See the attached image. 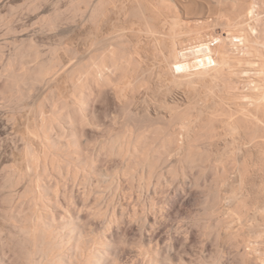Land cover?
I'll return each instance as SVG.
<instances>
[{
	"label": "bare ground",
	"instance_id": "obj_1",
	"mask_svg": "<svg viewBox=\"0 0 264 264\" xmlns=\"http://www.w3.org/2000/svg\"><path fill=\"white\" fill-rule=\"evenodd\" d=\"M31 1L29 7L38 11L41 0ZM67 8L70 14L64 13L70 15L71 21H81L82 26L87 24L89 36L84 48L69 47L71 52L67 51L72 56H68L67 62L58 56V47L53 48L50 57L42 58L39 45L37 47L32 39L27 43L21 40V44L14 40L17 45L10 50L12 53L7 59L1 53L5 46L0 45V61L3 59L0 62V100L5 101L4 105L25 103L30 91L47 80V83L51 79L59 83L63 79V83L70 86L69 95L62 98L63 91H58L59 95L56 92L62 83L56 88L57 83L51 82L54 85L48 88L49 93L40 97L35 110L31 109L35 111L32 125L36 131L28 125L26 142L23 133L21 158L15 157L14 164L2 165L4 175L0 183L3 180L2 188L7 190V187L9 191L2 192L0 200L3 203L0 264L7 263V249L12 251L15 263L22 264L117 262L116 241L111 242L110 238L108 241L107 232L119 219V214L115 208H103L89 200L96 162L83 147V137L91 141L86 138L89 126L97 128L101 124L98 114L96 117V113L91 112V103L109 90L121 103L125 119L119 127L110 128L105 139L96 142L99 144L96 147L103 154L126 159L123 176L132 177L140 186L147 187L153 182L158 164H164L169 155L175 154L176 161L170 164V169L176 177L195 167L201 175L212 171L213 184L228 185L232 189L228 193L230 219L243 222L244 216L247 219L253 211V224L257 227L260 223L257 217H264V201L259 200L264 193V0H69ZM54 14L62 16L61 12ZM57 16L53 19L43 16L48 19L45 26L51 29L58 26L57 20L61 17L57 19ZM8 18L2 20L7 22L6 31L16 33L12 18ZM174 91L182 92L183 97L175 98ZM151 103L155 105V112ZM22 104L18 107L22 108ZM46 104L51 110H46ZM140 105L144 109L131 115ZM132 117L137 121L132 122ZM161 176L158 175V179H162ZM25 177L26 184L23 183ZM65 180L87 188L85 195L73 202L79 207H92L90 214L104 219L102 230L94 227L93 219H86L78 209L74 211L77 206L73 202L74 209L68 207L70 201L61 187ZM20 181L24 185L22 191H12ZM115 187L119 185L116 183ZM236 187H257V194L253 192L258 199L247 195L250 200H256L247 201L246 194L238 192ZM213 188L209 192V208L217 210L222 202L221 190L219 193ZM218 212L219 217L212 213L214 220L209 212L206 217L212 218L207 221L211 233L221 237L222 230L231 225H228L230 219L220 217V210ZM225 233H228L226 239L230 238L235 245L240 242L239 230L237 233L230 229ZM256 244L250 250L261 260L259 264H264V247ZM136 246L141 255H148L144 264H189L174 263L173 247L169 248L171 253L167 250L163 255L161 251V255L157 246L150 247L147 237ZM238 247L241 248V244ZM243 252L238 254L240 263L246 262L248 250Z\"/></svg>",
	"mask_w": 264,
	"mask_h": 264
},
{
	"label": "rangeland",
	"instance_id": "obj_2",
	"mask_svg": "<svg viewBox=\"0 0 264 264\" xmlns=\"http://www.w3.org/2000/svg\"><path fill=\"white\" fill-rule=\"evenodd\" d=\"M41 1L39 2L40 5H38V7L40 6V8H38V11H36L37 9L34 10V9L29 7L30 6L29 4L32 3L31 0H0V4H1L0 5V13H1L0 14V43H1L0 45H1V47L5 46L3 48L4 51L1 50V53L3 52V57H5V59H7V57L9 56V53L11 54L12 53L11 51H13L12 49H15V47H16L15 45H17V44H14L15 43L14 40H18L17 42L19 44H21L22 43L21 40L24 41V39H25V42L27 40H28L27 42H29L30 39L35 41V43L37 42L36 45H37V47L39 45V50L41 51L40 54H42L41 55L42 58H43V56H45V58H48V56L50 57L53 50H54L53 48L58 47L56 49L57 50L56 52H57V54L59 53L58 56L62 57L64 62H67L72 56V55L71 56L69 55V53L71 52V49H69V47H72V49H73V47L84 48L86 46L85 44H86L87 40L89 39V36L87 35V33H88L87 32L88 31L87 30L88 29L87 24L84 23L83 24L84 26H82V25H80L81 21L78 23L73 22V21H71V19H69L70 15L64 13V12H67L70 14V12H68L69 10L67 8L69 0H43L42 2ZM29 2H31V3H29ZM1 6H2V8H1ZM29 8H30V10H29ZM55 8L60 9V10H64V11L62 12V11H59ZM207 9L208 8H205L204 11L207 12V14H210V13H208ZM54 12L55 13L61 12V14H62V16H60L61 19L63 17H65V16H63V14H65L66 16L68 15V16L63 18L64 20L60 19L61 23H60V20H57V22H58L57 24H59V25L56 26L55 28L51 29L49 26L48 27L45 26V21H47L50 18L53 19V17H56L57 14H54ZM10 14H12V15H10ZM2 15H3V18L6 20H7V17H9L10 19L12 18L11 22H12L13 28H15L16 33H14V32L11 33V32L6 31L7 30V28H6L7 22L5 23V21L4 22L2 21V20H4L3 18L1 19ZM4 15H6V18ZM42 15L44 17L45 16L50 17V15L51 16L53 15V16L50 18L47 17L48 19L46 18L47 20H45V18ZM41 17H42V19H41ZM60 17L57 16V19H59ZM43 19H44V22L42 21ZM46 24H47V22H46ZM5 31H6V33H5ZM4 33L6 34V36ZM13 33H14V35H13ZM1 47H0V49H2ZM67 50L70 52H68ZM65 53H67V55H65ZM68 56H70V58L68 60H66L68 58ZM47 81H45L42 84H39L37 86V88L30 91L31 93L29 92L30 94H28L29 96L26 98L25 103L24 102H23V104L20 103V104H22V108L18 107V106H21L19 103H17L19 105H17V104L13 105V103L12 104L7 103L4 105L5 101L3 99L0 100V179L4 175V173H3L4 168L2 169V165L4 164V166H5V163L10 165L12 162L14 164L15 159H16L15 157H17V159L21 158L20 155L22 154L21 152H22V149L24 147L23 135L24 134L26 135L25 131L28 132L29 131L28 127L35 122V119H33V117L35 116V111L32 110L33 111L32 112L31 109L35 110L37 108L36 106L39 105L38 102H40L39 99H41L42 97L47 95L46 93H49L47 91V90H49L48 88H50V86L54 85V83L51 84V82H55V81H52V79H51L48 82L49 83L48 84ZM154 82H157V80H155ZM56 83L57 82H55V84ZM60 83H62V85L63 84H66V85L62 86ZM67 84H68V87H67ZM48 85H49V87H47ZM59 86H60L61 90L59 88H57ZM64 86L67 88L65 89ZM55 87L58 89L56 91L58 93V95L61 93L60 91L64 92V93L62 92L64 95L62 93L60 94V96L61 95L63 96V97L61 96L62 98L69 95V91H68V90H70L69 83H67V82L63 83V79H61V81L59 83H57V85ZM110 91L111 90L105 92L106 96L104 94H102L103 95L102 98L101 97H98V98L95 97L96 99H94V101H93V103L94 102L95 103L94 104L91 103V106H92L91 112H93V114L96 113L94 115L96 117L98 114L97 119L100 121L99 123H101V124H99V125H101V126L98 127L99 126L98 125V126H96L97 128H95V126H92V127L89 126V128H91V129L87 128V129H89V131H88V135H86L87 137L86 136L85 137L91 138V141H90V139H87V140H89L90 143H92V142L99 143V141L104 140L106 137L107 131L112 127H115V128L119 127V125H122L121 122H123V119H125V118H123L124 113H122L123 109H122L121 103L119 104V102L117 101L118 99L115 98L113 91H111V92ZM65 92H67V93H65ZM177 92L178 91L173 92V96H175V98H178V96H179V98H180V96L183 97L182 92H180V91L178 93ZM44 93H45V95H43ZM65 94H68V95H65ZM2 100L4 101L3 103H2ZM95 100H97V101H95ZM48 104H50V102H48ZM48 104H46L45 108L47 107L46 110H48V109L51 110L50 106H47ZM92 104L94 105V107ZM151 104H152L151 108L154 111L155 105L153 103H151ZM142 105L144 106V104H142ZM143 106L140 105V107H138V109L135 112H133L131 115H134V113H136L138 111L140 112L141 110H143L144 109V108H142ZM13 112H14L15 116L12 114ZM11 115L14 117L12 118ZM119 115H121V116H119ZM117 116H119V117H117ZM128 116H127L128 118H131L130 114ZM28 118L31 121L28 120ZM134 119L136 120V117H134V118L132 117L131 121L134 122L133 121ZM112 120H114V121L117 120V121L114 122ZM29 122H30V124H29ZM118 122H120V123L118 124ZM32 127H33V125H32ZM35 129H36V127L32 128V130L36 131ZM86 134H87V132H86ZM27 136L28 135L25 136V142H26ZM92 138H93V141H92ZM95 138L97 139V141ZM83 139L85 141L83 143L84 144L83 147H85L84 151H86L85 153H88V155L91 154L92 156H94L93 158L95 159V162H96L95 163L96 168H95V172L93 174L94 187L92 188V191L90 193L89 200L90 201L93 200L94 204H96L100 207H103V208L104 207L113 208V209L115 208V210L118 211V212L117 211L116 212L119 214V219L115 221L113 226H111L110 230H108V232H107V234H108L107 240L110 241L109 240V238H110L111 242L116 241L115 243H116V246L118 248V250H117V253H118L117 262L118 263L116 262L115 264H144L143 262L147 261V260H144L146 255L143 256L138 252V250L140 251V248H138L136 246V243L145 237H147V239L149 240L150 247H156L157 246L156 248H158V250L161 249V250H159L160 252L164 251L163 252L164 254L161 252V255L162 254L166 255L167 250L170 251L169 248L173 247V248H171V250L173 249L172 253L175 252V253H173V255L175 256V259H176V260L174 259V263L177 261L176 263H181V262L186 263L187 262L189 264H199V262H197V261H200V264H204V263H206V264H215V263L216 264H242L243 260L241 259L242 261L240 263V260H239L240 257H238V254L240 255V252L242 253V250L244 251L243 253H245L246 249L248 250L249 253L246 252V255H247L246 256V262L244 261L245 263L243 262V264H250V263L251 264L258 263L259 264L261 262V260L259 258H256V253L254 255V252L250 249H251V246L253 244H256V243L261 248L264 247V245H263L264 244V238H263L264 237V217H261V216L257 217V220H259L258 222H260L259 223L260 226L257 225V227L254 226V224H253V222H254V219H253L254 216L252 215L253 211L250 212V214H249L250 217H249V215L247 216V219L249 221H247L245 216L243 218L244 219L243 222H242V220L239 221V220L234 219V218H232L233 220L230 219L231 217L228 216V212H227V211H229L228 209L230 208V202H229L230 198L228 199V197L230 195L228 193L229 192L231 193L232 189L228 185H218V187H217L215 184H213L214 181H213V176H212L213 172L212 171H209L210 173L206 172V174L203 173L204 174V176H203V174L201 175L200 173H198L199 172L198 168L193 167L194 169H192V168L188 169V171L186 172L187 174L186 173L181 174V172H180V174L178 173L177 177H176V175L173 174L171 171L172 165L175 164V161H176L175 154L174 155L172 154V155H169L170 156V157H168L169 159L167 158L168 161L164 160V164H163V162L159 163L160 165L158 164V166H157L158 169H155L156 175L155 174L153 175L154 179H152L153 180L152 184L147 186V187H143V186L139 185L137 180L132 179V177L123 176V169H124V166L126 163V159L121 158V157H117V156H108L105 153L103 154L99 150L97 151V147H99V144H97V143L96 144H94V143L90 144L87 142V140H85L84 137H83ZM100 139H102V140H100ZM86 143H88V144L86 145ZM171 156H172V158H171ZM172 159H173V161H172ZM5 161H7V162H5ZM170 164H172V165H170ZM6 166H8V165H6ZM157 172L159 173L158 175H163V176H161L162 179L161 178L158 179ZM160 172L161 173L163 172V173L161 174ZM172 174H173V176L175 175L174 177H176V179L174 177L172 178ZM183 175H185V176L183 177ZM163 178L165 180H163ZM25 179H26L25 182H23L24 184H26L28 182L27 177H25ZM173 179H175V180H173ZM108 180L110 182H107ZM158 180L159 181L161 180L163 183L161 184L160 183L161 181L159 182ZM21 181H24V180L22 179ZM165 181L166 182L168 181L169 183L168 182L166 183ZM0 182H1V180H0ZM23 183L21 182L20 184H18L19 186L16 185L15 186L16 188L13 187V189H11V190L12 191L14 190V192L19 190L18 192H21L23 187H24ZM116 183L119 185V188L115 187ZM2 184H3V180H2V183H0V185H1L0 191L3 189L0 192V194H1L0 200H1L3 193L9 191V189L5 186L4 187L7 190L2 188ZM196 184L198 187L196 186ZM211 184H213L216 191L219 192L221 190L220 191L221 193L220 192L219 193L222 196V197L220 196L221 197L220 202L221 201L222 202L219 203V205L217 206V210L218 211L220 210V217L223 218V215H224L225 216L224 218L230 219L228 222L229 223L228 225H231V226H230V228L225 227L223 229L224 231L222 230V233L220 234V235H222L221 237L218 236L216 233H215L216 235L211 233L213 231H211V229L208 227V224H207L214 217V216H212V213H213L212 211L213 210H215V212L217 211L215 209L216 207L213 209L209 208V206H210L209 203L211 201L210 200L211 196H209L211 194L209 192H212V188H213V187H211L212 186ZM61 185H62L61 186L62 190H64V193L66 194L67 201L68 202L70 201V204H68V207L71 209H74L73 207L77 206L74 203L75 200L80 199L82 196H84L87 188L84 186V184H79L77 182H73L70 180H67V181L65 180L63 182V184H61ZM224 186H226V187H224ZM216 187L218 189H216ZM214 188H213V191H214ZM222 188H223V190H222ZM229 188H230V190H229ZM239 188H241V187H236L235 189L238 190V192L240 191V192L244 193V195L246 194L245 199H247V201H251L252 203L254 201H256V200H250V199H253L250 197L255 196L254 198H256V196H257L256 190L258 189L257 187L254 189H252V188L250 189L249 187H242L243 189L242 188L239 189ZM253 191H255L256 194ZM258 191H259V189H258ZM18 192H16V193H18ZM225 194H227V195H225ZM253 194H255V195H253ZM247 195L250 199L247 198ZM260 195H261V197H259L260 198L259 200H261L263 202L264 201V193L260 194ZM72 196H74V197H72ZM67 197L68 198L72 197V199L71 198L68 199ZM97 197L99 198V200H96ZM64 198H65V196H64ZM256 199H258V196ZM205 200H208L209 202L205 201ZM261 201H259V202L261 203ZM72 202L75 204L74 206H73V204H71ZM251 202H250V205H252ZM227 204H229V205H227ZM2 205H3V203L1 204V202H0V209H1ZM152 206L153 207L155 206V208L153 209ZM248 206H249V202H248ZM77 207L74 209V211L78 209L79 212L81 213V215L84 214L86 219L87 218L91 219V220L93 219L94 227L97 228L98 231L102 230V228L104 226V219L101 217H96L93 214H90L93 211L92 207H88V206L87 207L77 206ZM226 208H227V210H226ZM208 209L209 210L211 209V212ZM135 211H137V212H135ZM208 212H209V215L211 213L210 216L212 218L210 217V220L207 218L208 215L206 217V214H208ZM215 212L213 213V215H215L216 217H219V212L218 213L217 212L215 213ZM73 213H75V212H73ZM251 215H252V217H251ZM145 217H146V219H145ZM245 219H246V221H245ZM212 220H214V218ZM202 221H203V223H202ZM245 222H247V223L244 224ZM241 223L244 225L243 227L240 225ZM200 224H202L203 228H201L202 226H200ZM203 224H205V225H203ZM237 224H238V227H236ZM204 226H207L208 227L207 229H209V230L204 228ZM248 226H250V228ZM246 228L249 231H247ZM230 229H231V231L234 230L237 233L239 230V232L241 233V234L239 233L240 242L237 243L239 245L236 244L237 246L235 245L234 241H232L229 237H228L229 240L231 242H233L234 245H232L231 242H230L231 243L230 244L229 240L226 239V237L228 236V233H225V232H229ZM250 229H252V230H250ZM242 230H245L246 234L244 233L245 231H242ZM243 233L245 234V236H243L244 235ZM225 234H226V236H225ZM260 236H261V238H260ZM184 238H186V240ZM112 239H113V241H112ZM152 239H153V241H152ZM223 239H225V240H223ZM247 239H249V240H247ZM117 240H120V242H122L121 245H120L119 241L117 242ZM227 240H228V243H227ZM243 240H245L246 242ZM221 241H222V243H221ZM224 241L226 243H224ZM118 243L120 246H118ZM250 243H251V245H250ZM154 244L155 245L157 244V245L155 246ZM167 244H168V247H167ZM240 244H241V248L238 247V246H240ZM244 244L246 247L242 246ZM235 246L238 247L240 252L237 251L238 249ZM137 248H138V250H137ZM156 248H154V249H156ZM262 251L264 252V248L262 249ZM237 252H238V254H237ZM6 253L8 254V255L6 254L7 255V258H6L7 263L6 264H22V263H15V258L13 256L12 251L7 249ZM168 253H171V251ZM250 253H252V254H250ZM236 254H237V256H236ZM161 255L159 254V257H161ZM176 255H178L179 258L180 257L181 258L180 259L177 258ZM249 256H251V257L253 256V257L251 258ZM147 257H148V255H147ZM181 259H182V261H181ZM214 259H216V260H214ZM255 261H257V262H255Z\"/></svg>",
	"mask_w": 264,
	"mask_h": 264
}]
</instances>
